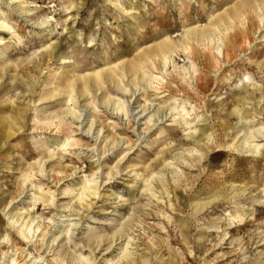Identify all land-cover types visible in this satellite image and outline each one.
<instances>
[{"label":"rangeland","instance_id":"rangeland-1","mask_svg":"<svg viewBox=\"0 0 264 264\" xmlns=\"http://www.w3.org/2000/svg\"><path fill=\"white\" fill-rule=\"evenodd\" d=\"M240 1L0 0V236L15 245L0 237V264L12 254L21 264H80L71 258L82 254L89 264L124 256L134 264H264V151L253 158L242 150L238 132L264 126V0ZM233 7L245 13L234 23ZM216 18L231 22L213 29ZM192 27L221 39L190 40L184 52ZM164 38L181 45L166 67L158 57L141 61ZM124 62L137 63L147 81L134 84L122 70L123 88L105 79L72 102L51 95L67 78ZM153 108L160 111L147 122ZM90 181L96 195L84 197ZM8 213L41 225L27 245ZM120 229L126 236L112 243ZM91 237L101 241L94 250L85 246Z\"/></svg>","mask_w":264,"mask_h":264},{"label":"bare ground","instance_id":"bare-ground-1","mask_svg":"<svg viewBox=\"0 0 264 264\" xmlns=\"http://www.w3.org/2000/svg\"><path fill=\"white\" fill-rule=\"evenodd\" d=\"M9 2H11V3H9V5H13L14 3H13V1L14 0H8ZM18 1V0H17ZM242 1H244V0H242ZM242 1H240V2H242ZM236 2H238V1H236ZM258 1H256L255 3H257ZM260 2V1H259ZM262 2V1H261ZM260 2V3H261ZM262 3H264V2H262ZM16 4V3H15ZM17 5V4H16ZM244 5H246L245 7V9H246V11H252V10H258V8L257 7H255L254 5H252V4H249V3H246V4H244ZM234 6H236V4H234ZM262 6H264V5H262ZM261 6V7H262ZM227 7H229V6H227ZM260 7V8H261ZM13 8H16V7H13ZM230 8V7H229ZM232 8V7H231ZM241 8V7H240ZM259 8V9H260ZM262 8H264V7H262ZM244 9V8H243ZM243 9H242V12L244 13V11H243ZM20 14L21 13H23V11L21 10V9H19V8H17L16 9ZM234 10V11H233ZM224 11V10H223ZM225 11H226V8H225ZM229 11H230V9H229ZM245 11V12H246ZM262 11H264V10H262ZM238 8H235V7H233V9H232V15H230V18L232 19L231 21H233L232 23H234V20L236 19V18H240L241 16H242V13ZM259 12V11H258ZM228 14H230L229 12H227ZM253 13H255V11L254 12H252V14ZM257 13V12H256ZM255 13V14H256ZM260 13V12H259ZM257 13L258 14V17H260V21H261V23H262V25H264V16H262V14H264V12H262V14L260 13ZM220 14V13H219ZM245 14V13H244ZM250 14V13H249ZM249 14H248V16H249ZM251 14V15H252ZM254 14V15H255ZM27 15V14H26ZM31 15V14H30ZM250 15V16H251ZM22 16V15H21ZM218 16V15H217ZM221 16H224L223 14H221ZM220 16V17H221ZM244 16H246V15H244ZM253 16V15H252ZM216 17V16H215ZM257 17V16H256ZM252 19H255L254 18V16H253V18ZM230 19L229 18H223V19H218V18H216V23L214 24V28L213 29H215V28H219L220 26H222V27H224L226 24H228V23H230L231 21H229ZM242 20V19H241ZM244 20H247V19H244ZM253 22V21H252ZM251 22V23H252ZM257 22H259V20L257 21ZM232 23L231 24H229V25H227V27L228 28H230L231 29V27H232ZM242 23H244V21L242 22ZM2 24L4 25V27H6L7 29H8V31H9V25L7 26L6 25V23L5 22H2ZM237 24V23H236ZM249 24V23H248ZM254 24V23H253ZM241 25V24H240ZM255 25H257L256 23H255ZM254 25V26H255ZM235 26L237 27V25H234V27L233 28H235ZM10 27H12V26H10ZM241 27V26H240ZM245 27V26H244ZM253 27V26H252ZM205 28V27H204ZM203 28V29H204ZM209 28H210V26H209ZM221 28V27H220ZM238 28V27H237ZM241 28H243V27H241ZM254 28V27H253ZM132 29H134V27L132 28ZM202 28L200 29V28H196V27H192V28H188V29H186V32H187V35H186V38H185V45H183L182 47H183V49H184V52H185V49H189V50H191L192 48V46H190V40H191V42H193V41H196L197 43H199V44H202L203 43V41H204V43H205V41L206 42H210L209 43V45H211V44H215V40H217V41H219V39H221V37H219V35L217 36L216 35V32H210V33H208V34H206V32L203 30ZM206 29H207V27H206ZM223 29V28H222ZM251 29V28H250ZM259 29H261V27H259ZM226 30H228L227 28H226ZM242 30V29H241ZM252 31H254V30H252ZM10 32V31H9ZM135 32V31H134ZM137 32V31H136ZM227 32H230L229 30L227 31ZM245 33H246V30L244 31ZM255 32V31H254ZM257 32V31H256ZM219 33H221L220 31H219ZM226 33V32H225ZM224 33V34H225ZM248 33V32H247ZM250 33V32H249ZM227 34V33H226ZM236 34V33H235ZM242 34H243V30H242ZM251 34V33H250ZM139 35V34H138ZM228 35V34H227ZM226 35V36H227ZM232 35V34H231ZM246 35V34H245ZM253 35V34H252ZM262 35H264V34H262ZM139 37V36H138ZM228 37H229V35H228ZM237 37V36H236ZM253 37V36H252ZM245 38V37H244ZM249 38V37H248ZM7 39V38H6ZM229 39H231V38H229ZM235 40L236 38H232V40ZM237 39H238V37H237ZM236 39V41H238ZM246 39V38H245ZM256 39V38H255ZM260 39V38H259ZM262 39V38H261ZM225 40V39H224ZM233 40V41H234ZM91 41V40H90ZM232 41V42H233ZM261 41H264V40H261ZM260 41V42H261ZM2 44L4 43L3 41H0ZM250 42V41H249ZM239 43V42H238ZM248 43V42H247ZM194 45H195V42L193 43ZM192 44V45H193ZM218 44V43H217ZM232 44V43H231ZM239 44H241V43H239ZM137 45V44H136ZM198 45V44H197ZM216 45V44H215ZM225 45H227V47L229 46V43L228 44H225ZM237 45V44H236ZM244 45V44H243ZM252 45V44H251ZM155 46V45H154ZM154 46H153V48H154ZM203 46V45H202ZM219 44L217 45V46H214L213 48L215 49V51H217L216 52V54L217 53H219L220 51V49L221 48H219ZM235 46V45H234ZM249 46V45H248ZM181 47V45H179V44H174L170 39H168V38H164L162 41H160L158 44H157V47H156V49L155 50H153L150 54H147L146 53V56H141V61H143L144 63H148V62H150L152 59L151 58H153V57H158V60L162 63V68H165L166 67V64H168L169 62H170V60H171V58H172V56L174 55V52L178 49V48H180ZM198 47V46H197ZM207 47H208V45H207ZM212 47V46H211ZM221 47H223V46H221ZM226 47V48H227ZM245 47H247V46H245ZM200 48H201V46H200ZM225 48V47H224ZM229 48V47H228ZM228 48H227V50H228ZM240 48V47H239ZM248 48V47H247ZM150 49V48H149ZM233 49H235L234 47H233ZM231 50V51H234V50ZM137 50V49H136ZM135 50V51H136ZM147 51H149L148 50V48L146 49ZM152 50V49H151ZM195 50V49H194ZM199 50V49H198ZM222 50V49H221ZM242 50H243V47H242ZM200 51V50H199ZM219 51V52H218ZM241 51V50H240ZM248 51V50H247ZM146 52V51H145ZM213 52V51H212ZM211 52V50H210V52L209 53H212ZM226 52V51H225ZM225 52H222V54H224ZM245 52V51H244ZM194 53H196L195 51H194ZM227 53V52H226ZM234 53V52H233ZM240 53V52H239ZM204 54V53H203ZM202 54V55H203ZM208 54V53H207ZM228 54V53H227ZM245 54V53H244ZM141 55V54H140ZM142 55H144V53H142ZM241 55H243V54H241ZM188 56H189V54H188ZM205 56V55H204ZM207 56V55H206ZM210 56V55H209ZM213 56V55H212ZM240 56V55H239ZM192 57V56H191ZM227 57V56H226ZM262 57V56H261ZM207 58V57H206ZM228 58V57H227ZM227 58H226V60H227ZM136 59L138 60V58L136 57ZM143 59V60H142ZM208 59V58H207ZM238 59V58H237ZM125 60H126V58H125ZM129 60V59H128ZM235 60V59H234ZM216 61H217V59H216ZM219 61V60H218ZM217 61V62H218ZM142 62V63H143ZM152 62V61H151ZM199 62V61H198ZM209 62H210V59H209ZM217 62H215V63H217ZM227 62V61H226ZM257 62V61H256ZM262 62V61H261ZM125 63V62H124ZM128 63V62H127ZM153 63H154V61H153ZM231 63V62H230ZM258 63V62H257ZM111 64V63H110ZM109 63L107 64V69H106V72L104 73L103 71L105 70H101V69H97V70H95V71H93V72H90V73H88V75H87V77H80V76H78L77 75V77H73V79H69V78H67L66 80H64V82H63V85L62 86H59L56 90H57V92H54L53 94H51L52 96H55V95H61V93H63V94H67V100L66 101H68V102H72L73 100H74V95H73V93H76V94H80L81 96L83 95H85V93L87 92V90H86V88H91L92 86L93 87H97V88H101V86H102V84H103V81L105 80V79H107V80H109V81H111V82H113V83H116L115 85H119L120 87L119 88H123L121 85H120V81H119V78H120V72L122 71V73L123 72H125V74H123L122 76H126V74H131V76H130V78L133 76V81L135 82L134 84H141V82L142 81H147V76H146V74L144 73V72H142L141 70H143V69H141L140 68V66L139 65H137V63H129V64H124V65H120V64H117V65H115V66H111ZM159 64V63H158ZM223 64V63H222ZM225 64V63H224ZM106 65V64H105ZM120 65V66H119ZM157 65V64H156ZM211 65V64H210ZM226 65H227V63H226ZM9 66V65H8ZM142 67H143V65H141ZM147 66V65H146ZM150 66V65H149ZM158 66V65H157ZM219 66V65H218ZM220 66H221V64H220ZM219 66V67H220ZM119 67H122L123 69H120ZM212 67V66H211ZM66 68V67H65ZM81 68V67H80ZM146 68V67H145ZM62 69V68H61ZM149 69V68H148ZM148 69H146V70H148ZM216 68H214V70H215ZM151 70H152V66H151ZM159 70H160V68H159ZM216 70H219V69H216ZM65 71V70H64ZM82 71V70H81ZM148 72H150V71H148ZM155 72V71H154ZM158 72V71H157ZM156 72V73H157ZM67 73V72H66ZM76 73V72H75ZM77 73H79V72H77ZM216 73H217V71H216ZM215 73V74H216ZM69 74V73H68ZM105 74V75H104ZM158 74V73H157ZM81 75V74H80ZM104 75V76H103ZM187 75V74H186ZM150 76H152V75H150ZM163 77V76H162ZM83 78V79H82ZM126 78V77H125ZM121 79V78H120ZM136 79H138V80H136ZM182 79V78H181ZM79 80V81H78ZM80 80H83V88H81L80 89V86L81 85H79V82H80ZM123 80V79H122ZM121 80V81H122ZM127 80V79H126ZM153 80V79H152ZM129 81V80H128ZM105 82V81H104ZM151 82V81H150ZM153 82V81H152ZM62 83V82H61ZM110 83V82H109ZM131 83V82H130ZM133 83V82H132ZM147 83V82H146ZM208 83V82H207ZM125 84V83H124ZM143 84V83H142ZM149 84V83H148ZM146 85V84H145ZM127 86V85H126ZM132 86V85H131ZM133 87V86H132ZM135 87V86H134ZM136 88V87H135ZM102 89V88H101ZM139 89V88H138ZM55 90V91H56ZM135 90V89H134ZM141 90V89H140ZM117 91V90H116ZM79 95V96H80ZM108 95V94H107ZM132 95V94H131ZM77 96V95H76ZM80 96V97H81ZM107 97V96H106ZM262 97V96H261ZM262 98H264V97H262ZM48 99V98H47ZM47 99H45V100H47ZM105 100V99H104ZM260 100V99H259ZM111 100H110V96H109V99H107V102H110ZM261 101V100H260ZM106 102V101H105ZM89 103H90V101H89ZM75 104V103H74ZM112 104V103H111ZM113 104L115 105V107H114V109H115V111H116V113L119 111H121V112H124L123 114L124 115H126V110H127V106H125L124 105V102H122L121 100H116V101H113ZM236 104V103H235ZM244 104V103H243ZM242 104V105H243ZM261 104V103H260ZM88 105V104H87ZM92 105H93V103H92ZM74 108V107H73ZM93 108V107H92ZM143 112H146L147 110H149L150 108H151V105H149L148 107L147 106H144L143 105ZM236 108V107H235ZM68 109H70V108H68ZM113 109V110H114ZM168 109V108H167ZM166 109V110H167ZM238 108H236V110H234V109H232V110H234V112H235V114H236V118L238 119V122L239 123H242V120L246 117V116H244V110H243V112H241L239 109L237 110ZM245 109H247V108H245ZM71 110V109H70ZM73 110V109H72ZM157 110H159L158 108L156 109V108H153L152 109V111H154V114H150L151 116L150 117H148V118H146L147 119V122H150L151 120H152V116H154V115H158V111ZM172 110V109H171ZM248 110V109H247ZM160 111V110H159ZM171 112H173V111H171ZM249 112V111H248ZM70 113V112H69ZM149 113V112H148ZM170 113V112H169ZM227 113V112H226ZM257 113V112H256ZM64 114V113H63ZM259 114H260V112H259ZM50 115H52V113L50 114ZM81 115V114H80ZM79 115V113H78V116H80ZM149 115V114H148ZM257 115V114H256ZM55 116V115H54ZM219 116V115H218ZM227 116V115H226ZM253 116V115H252ZM40 117H42V116H40ZM39 117V118H40ZM45 117V116H44ZM76 117V116H75ZM155 117V116H154ZM157 117V116H156ZM169 117V116H168ZM172 117H175V116H172ZM46 118V117H45ZM44 118V119H45ZM53 118V117H52ZM63 118H64V116H63ZM43 119V120H44ZM48 119V118H47ZM51 119V118H50ZM84 119V118H83ZM161 119V118H160ZM215 119V118H214ZM42 120V118H40V121ZM155 120V119H154ZM159 119H156V121H158ZM49 121V120H48ZM56 121V120H55ZM90 121V123H91V126L94 124V119H92V120H89ZM96 121V120H95ZM176 122V121H175ZM232 122V121H231ZM248 122V121H247ZM246 122V123H247ZM250 122V121H249ZM51 123V122H50ZM55 123V122H54ZM54 123L52 124V125H54ZM61 123V122H60ZM221 123V122H220ZM238 124V123H237ZM9 125H11V124H9ZM51 125V124H50ZM81 125V124H80ZM154 125V124H153ZM230 125V124H229ZM247 125V124H246ZM58 126V125H57ZM61 126V125H60ZM231 126V125H230ZM237 125H235V127H236ZM242 126V125H241ZM253 126V125H252ZM260 126V125H259ZM148 127V126H147ZM229 127V126H228ZM55 128V127H54ZM59 128V127H58ZM237 128V127H236ZM238 129V128H237ZM235 130V129H234ZM243 130H239L238 132H240V136H241V139H240V144H239V146H240V148L242 149V150H244V151H247V152H251V154H253L252 156H253V158H257V156H260L261 155V152L262 151H264V143H254L255 141H257L256 140V138H258V137H261V138H264V126H261V127H257V129H254V130H249V129H245L243 132H242ZM207 132V131H206ZM60 134V133H59ZM139 134V133H138ZM196 134V133H195ZM159 136H160V134H159ZM236 136H237V134H236ZM239 137V136H238ZM97 139V138H96ZM261 141H264V139H262ZM239 143V142H238ZM196 148V147H195ZM194 148V149H195ZM97 150V149H96ZM193 151V150H192ZM195 151V150H194ZM196 152V151H195ZM201 152V151H200ZM165 153V152H164ZM205 153V152H204ZM191 154V153H190ZM200 154V153H199ZM195 155V154H194ZM205 155V154H204ZM199 156V155H198ZM203 156V155H202ZM251 156V157H252ZM168 158V157H167ZM194 158V157H193ZM202 158V157H201ZM100 159V158H99ZM162 159H163V157H162ZM166 160V159H165ZM179 160V159H178ZM258 160V159H257ZM180 161V160H179ZM163 162V161H162ZM168 164V163H167ZM38 165V164H37ZM191 165V164H190ZM157 166V165H156ZM164 166V165H163ZM166 166V165H165ZM169 166V165H168ZM33 168H34V166H32ZM39 167H41V166H39ZM155 167V166H154ZM32 168V169H33ZM36 168H37V166H36ZM150 168V167H149ZM38 169V168H37ZM53 169V168H52ZM120 170V169H119ZM34 171V170H33ZM60 171V170H59ZM30 172V171H29ZM63 172V171H62ZM114 172V171H113ZM113 172H110V174L111 173H113ZM115 173V172H114ZM116 173H118L117 171H116ZM115 173V174H116ZM30 174V173H29ZM25 175V174H24ZM109 175V174H108ZM28 176V175H27ZM113 176H114V174H113ZM111 177V176H110ZM146 178V177H145ZM28 180V178L27 177H25L24 178V182L26 183V181ZM91 180H93V179H91ZM23 181H21V182H23ZM92 182L93 181H90V182H87V184L82 188V189H84V191H83V195H85L84 197H86L87 196V194L89 193V194H93V195H96L95 194V192H93V190H95L96 189V185L95 184H92ZM160 182H161V180H160ZM24 184V183H23ZM22 184V185H23ZM30 184H32V183H30ZM233 187V186H232ZM16 188H18L19 189V186L17 187L16 186ZM21 188V187H20ZM162 188H164V187H162ZM231 189H233V188H231ZM17 190V189H16ZM16 190H15V192H16ZM151 190V189H150ZM164 191V190H163ZM246 190H242V191H240V195H242V194H244V192H245ZM23 192V189H21L20 191H19V193H22ZM166 192V191H165ZM97 193V192H96ZM17 194V193H16ZM81 194V195H82ZM88 194V195H89ZM17 196H18V194H17ZM15 197V196H14ZM31 198L35 201L36 199L38 200V199H42V197L40 196V195H35V194H33L32 193V196H31ZM78 198V197H77ZM83 197H79L78 199H77V203L78 204H80V205H82L83 203H81V201H83V199H82ZM34 203V202H33ZM75 208V207H74ZM75 210V209H74ZM9 214V217L7 218V220H8V224L11 226V229H13L15 232H16V235H17V238L19 239V243L21 242V243H23V244H28L29 242H31V240H32V238L34 237V234L36 233V232H38L39 231V229L41 228V225L38 223V222H36L35 223V220H36V217H26L25 215L23 216V214L22 213H19V214H10V213H8ZM62 221V220H61ZM64 221V220H63ZM132 223V222H131ZM130 225V224H129ZM41 231V230H40ZM125 229H120V230H118L116 233H115V236H113L112 237V239L114 238V237H116L117 235H119V237L121 238L122 236H126V234H125ZM0 235H3L2 234V232H0ZM1 237V236H0ZM115 239V238H114ZM114 239L112 240V243H114L115 241H114ZM116 239H118L117 237H116ZM1 242L2 243H4V241H6V243H8V242H10V245H11V247H12V249L15 247V245H14V242L13 241H11L10 239H8V237H6V236H2L1 237ZM121 240V239H120ZM125 240V239H124ZM87 241V240H86ZM117 241V240H116ZM109 243H111V241H109ZM126 243V242H125ZM100 244H101V241H100V237H97V238H95V237H91V238H89L88 239V241L86 242V244H85V246H88L89 248H91L92 250H94L96 247H98V246H100ZM124 244V243H123ZM4 245V244H3ZM34 243L32 244V245H28V246H30V248L33 246L34 247ZM128 245V242H127V244H126V246ZM124 247V246H123ZM122 249V248H121ZM125 249L123 248V251H124ZM24 251V250H23ZM122 253V252H121ZM128 254V253H127ZM132 254V253H131ZM12 255H14V254H12ZM12 255H10V256H6L5 255V257H6V260H5V262L3 263V264H21L14 256H12ZM70 257H73L72 255L70 256ZM127 257V256H126ZM157 257V256H156ZM32 258H34V259H38V258H41L39 255H34V256H32ZM123 258H125V256L123 257ZM123 258H121V260L119 259L117 262H116V264H134L133 262L134 261H129V260H127V261H124V259ZM129 258V257H128ZM136 258V257H135ZM77 260L80 264H89V261H90V259L89 258H87V257H84V255L82 254V255H78V256H76V257H73V258H71V260ZM130 259V258H129ZM131 260V259H130ZM43 261H45V260H43ZM60 261L62 262H60L61 264H63V261H65V258H63V259H60ZM68 262L70 263V261L68 260ZM111 261L110 260H106L105 261V264H111L110 263ZM136 262V261H135ZM146 264L145 263V261L144 260H140V261H138V264ZM68 264V263H67ZM115 264V263H114ZM148 264V263H147ZM168 264H170V263H168Z\"/></svg>","mask_w":264,"mask_h":264}]
</instances>
